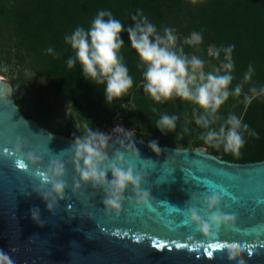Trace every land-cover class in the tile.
<instances>
[{"label":"water","instance_id":"95a60500","mask_svg":"<svg viewBox=\"0 0 264 264\" xmlns=\"http://www.w3.org/2000/svg\"><path fill=\"white\" fill-rule=\"evenodd\" d=\"M18 139L25 153H45L40 171L52 157L65 163V198L52 212L33 191L40 184L37 168L25 170L26 161L16 150ZM73 143V138L25 116L14 101L11 81L0 78V249L14 264H264V160L239 164L203 147L165 144H158L157 155L135 133L130 138L115 135L109 141L113 151H124L125 160L143 172L141 188L151 195L147 205H137L127 189L117 216L105 212L102 190L89 184L73 193L78 179ZM210 182L219 186L220 211L235 220L213 225L204 234L186 222L187 209L196 207L208 219L202 198L210 194ZM33 207L40 209L43 227L33 221ZM233 245L237 258L229 260Z\"/></svg>","mask_w":264,"mask_h":264},{"label":"trees","instance_id":"16d2710c","mask_svg":"<svg viewBox=\"0 0 264 264\" xmlns=\"http://www.w3.org/2000/svg\"><path fill=\"white\" fill-rule=\"evenodd\" d=\"M102 9L110 10L125 27L121 55L133 78L132 88L111 102L103 95V85L84 79L79 64L72 69L67 67V59L73 53L65 36L76 27L87 30ZM138 11L148 18L159 34L163 35L165 27L173 29L178 50L183 49L188 56L200 55L211 65H227L229 61L222 49L233 46L230 89L241 84L249 64L252 65L251 81L242 85L239 96H230L218 114L224 115L223 121L230 113L235 114L257 136L245 134V144L238 156L225 153L222 147L209 146V153L239 164L264 160V95L250 102L245 100L250 87H264V0H0V53L6 62L19 67V74L11 81L12 90L22 85L23 70L30 71L33 78L45 82L46 96L70 105L78 118L79 133L76 134L72 124L67 128L65 125L47 127L46 114L38 100L24 111L21 101L14 99L23 114L40 126L73 139L86 134L88 129L107 127L117 111L121 113L123 125L135 129L137 137L147 142L155 140L158 144L174 146L178 135L188 136L189 130L185 132L184 128L189 129L186 120L191 118V109L182 105L185 101L173 98L156 104L143 91L142 70L137 68L138 56L131 48L126 32L127 27L135 23L132 17ZM192 34L201 36L197 44L188 40ZM209 47L212 49L208 53ZM48 48H53L59 55L48 54ZM224 71H227L226 67L220 73ZM37 91L42 97V91ZM129 100L131 104L124 106ZM154 107L156 112L152 111ZM163 113L177 117L173 132L161 133L155 127ZM184 115L189 118L183 119ZM223 121L218 122V127Z\"/></svg>","mask_w":264,"mask_h":264},{"label":"clouds","instance_id":"9594fccd","mask_svg":"<svg viewBox=\"0 0 264 264\" xmlns=\"http://www.w3.org/2000/svg\"><path fill=\"white\" fill-rule=\"evenodd\" d=\"M132 19L135 23L128 26L126 32L130 46L138 56L137 68L142 70L144 93L156 104H163L173 98L192 104L195 123L205 130L200 134V139L208 146L217 149L222 147L225 153L238 156L245 144V134L255 137L257 133L250 130L248 124L242 123L241 118L231 113L218 128L212 125L219 121V109L228 98L232 95L239 96L242 85L251 81L254 72L252 65L249 64L241 84L230 89L233 81L231 74L233 46L222 49L225 52V59L229 61L226 65L227 71L205 72L202 59L195 55L189 57L184 54L183 49H177V37L173 29L165 27L163 35L159 34L156 27L139 11ZM124 31L125 27L121 21L114 18L110 10L102 9L87 30L76 27L71 34L65 36V42L73 53L67 59V67L72 69L79 64L84 79L104 86L103 95L107 102L123 96L133 86V78L129 75V69L121 55V49L125 44L121 38ZM194 35L195 40L199 42L201 36ZM47 53L59 55L53 48H48ZM261 95H264V87L258 89L253 86L249 88L248 94H245V100L250 102ZM152 111L156 112L157 109L154 107ZM176 121L175 115L163 113L156 121L155 127L161 133L173 132ZM117 129L126 133L129 138L134 134L133 130H124L120 126L113 132ZM188 130L187 127L184 128L185 132ZM112 133L91 128L86 134L74 138L70 151L73 154L78 179H74L72 191L75 194L81 185L89 184L93 189L102 190L105 212L119 216L122 204L127 198L125 195L127 189H132L137 205H147L151 195L149 190L141 188L143 172L141 170L138 172L134 164L125 160L124 151L120 149L113 151L114 144L109 143L113 139ZM120 142L123 143V140ZM22 148L23 144L18 139L16 150L19 158L26 161L25 170L30 172L29 166L37 168L35 176L39 178L40 184L33 191L43 199L47 210L52 212L58 207L59 201L65 198L67 188V183L63 179L65 163L60 157H52L46 169L40 171L37 166L43 163L45 153L38 154V151L25 153ZM149 148L157 155L161 151L155 140L149 142ZM109 152H112L111 157ZM135 156L140 159L136 149ZM218 187L210 182L208 186L210 194H205L202 198L207 220L200 215V209L196 207L187 209L186 222L196 225L201 233L209 234L213 225L219 227L223 223L235 220L233 214L220 211L222 196L215 190ZM30 214L35 223L44 226L38 207L31 208ZM237 254L234 245L228 247L229 260H236ZM3 261L14 264L10 256L0 249V264ZM237 262L242 264L241 261Z\"/></svg>","mask_w":264,"mask_h":264},{"label":"rangeland","instance_id":"374dc122","mask_svg":"<svg viewBox=\"0 0 264 264\" xmlns=\"http://www.w3.org/2000/svg\"><path fill=\"white\" fill-rule=\"evenodd\" d=\"M189 41L194 42L197 44V41L195 40V35L192 34L189 38ZM211 47L208 48V53L211 51ZM200 59L203 60L202 56H198ZM191 57V56H189ZM204 61V60H203ZM226 67V64H221L220 66H214L210 63L204 61V71L205 72H221ZM0 74L3 75V77L6 79H10L12 81V78L16 77L19 74V67L12 63V62H6L5 59L2 57V53H0ZM22 80L23 83L21 86H18L15 90H12V95L15 100L21 101V107L22 110L27 111L32 105L36 104V100H38L39 106H41V110L44 111L46 114L45 116V123L48 126H58V125H73L76 131V134L79 133V127H78V118L74 114L73 110H71L70 105L68 103H60L59 99L54 98L52 96H46L45 93V85L44 83H41L42 80H40L38 77L33 78V75L28 70H23L22 72ZM42 91V97L38 96V91ZM41 104V105H40ZM131 101H127L124 103V106L130 105ZM182 105L186 107H190L191 112V118H189L187 115H184L183 119L188 122L189 126V134L188 136H183L182 134L177 136V142L174 144V147L182 148H195V147H203L206 152H209V146L206 145L201 139L200 134L204 132L205 130L200 128L194 120V117L192 115V108L194 107L192 104L185 101V103H182ZM220 120L223 121L224 115L218 114ZM212 125L214 128H218V122ZM114 123V121H113ZM71 125V126H72ZM124 130H130L134 131L136 134V130L133 128H129L126 125H120ZM45 127V128H47ZM69 127V126H68ZM67 128V127H66ZM49 131L53 132V130L47 128ZM94 130H99L101 132L104 131V129L101 128H94ZM109 128L107 129V131ZM197 144V145H195ZM216 156H219L218 154Z\"/></svg>","mask_w":264,"mask_h":264},{"label":"built area","instance_id":"2783aa9c","mask_svg":"<svg viewBox=\"0 0 264 264\" xmlns=\"http://www.w3.org/2000/svg\"><path fill=\"white\" fill-rule=\"evenodd\" d=\"M113 121H114V123H113ZM122 124H123V122H122L121 113H120V111H117V112L115 113V115L113 116L112 124L108 125L107 127L102 128V129H104L103 132H106L107 129L109 128L108 131L111 132V131H113L117 126H120V125H122ZM120 127H121V126H120Z\"/></svg>","mask_w":264,"mask_h":264},{"label":"bare ground","instance_id":"6f19581e","mask_svg":"<svg viewBox=\"0 0 264 264\" xmlns=\"http://www.w3.org/2000/svg\"><path fill=\"white\" fill-rule=\"evenodd\" d=\"M0 78H2V79H5V78L3 77V75H2V74H0ZM112 132H113V131H111V132H109V131H106V132H104V133L111 134ZM121 133H124V132H122L121 130L117 129L115 132H113V133H112V136H115V135H120Z\"/></svg>","mask_w":264,"mask_h":264},{"label":"snow or ice","instance_id":"6c2138e0","mask_svg":"<svg viewBox=\"0 0 264 264\" xmlns=\"http://www.w3.org/2000/svg\"><path fill=\"white\" fill-rule=\"evenodd\" d=\"M211 247H212V246H211V245H209V248H211ZM208 254H209V255H211V252H209Z\"/></svg>","mask_w":264,"mask_h":264}]
</instances>
